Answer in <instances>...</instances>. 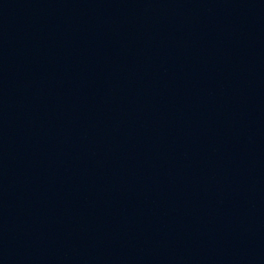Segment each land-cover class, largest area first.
<instances>
[{
  "label": "water",
  "instance_id": "95a60500",
  "mask_svg": "<svg viewBox=\"0 0 264 264\" xmlns=\"http://www.w3.org/2000/svg\"><path fill=\"white\" fill-rule=\"evenodd\" d=\"M0 264H264V0H0Z\"/></svg>",
  "mask_w": 264,
  "mask_h": 264
}]
</instances>
